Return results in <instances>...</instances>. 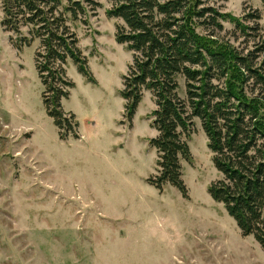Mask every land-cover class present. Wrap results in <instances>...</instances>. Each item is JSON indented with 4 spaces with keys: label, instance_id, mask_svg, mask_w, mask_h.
I'll list each match as a JSON object with an SVG mask.
<instances>
[{
    "label": "rangeland",
    "instance_id": "374dc122",
    "mask_svg": "<svg viewBox=\"0 0 264 264\" xmlns=\"http://www.w3.org/2000/svg\"><path fill=\"white\" fill-rule=\"evenodd\" d=\"M94 1L100 5L73 27L96 83L67 59L74 87L62 106L75 115L79 137L60 139L42 102L39 41L15 47L29 28L5 31L0 0V264H264V250L207 191L219 174L199 119L188 138L192 161H182L188 198L147 181L157 174L149 144L155 104L145 92L129 125L120 91L131 53L115 41L107 0ZM205 2L241 21L257 10L263 40L261 0ZM220 23L221 30H195L216 47L244 53L259 41ZM178 94L186 97L183 79Z\"/></svg>",
    "mask_w": 264,
    "mask_h": 264
},
{
    "label": "trees",
    "instance_id": "16d2710c",
    "mask_svg": "<svg viewBox=\"0 0 264 264\" xmlns=\"http://www.w3.org/2000/svg\"><path fill=\"white\" fill-rule=\"evenodd\" d=\"M107 2L105 14L116 20L115 41L131 53L120 91L124 117L132 126L145 92L155 104L150 125L157 134L149 144L157 153V174L147 181L160 192L168 183L188 198L182 161H192L188 138L193 119H199L219 174L207 191L242 235L252 236L264 250V38L256 24L258 11L241 21L205 0ZM99 5L94 0H1L5 31L21 34L23 27L29 28V36L14 46L39 41L34 63L42 102L60 139L79 137L75 115L62 106L74 87L66 75L67 59L87 81L96 83L73 25ZM221 19L259 41L244 53L216 47L195 30H221ZM179 79L185 98L178 94Z\"/></svg>",
    "mask_w": 264,
    "mask_h": 264
}]
</instances>
